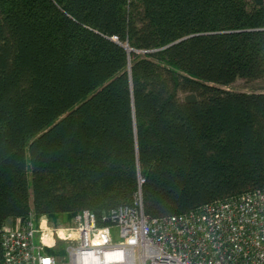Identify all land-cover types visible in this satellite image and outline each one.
I'll use <instances>...</instances> for the list:
<instances>
[{
  "label": "trees",
  "instance_id": "1",
  "mask_svg": "<svg viewBox=\"0 0 264 264\" xmlns=\"http://www.w3.org/2000/svg\"><path fill=\"white\" fill-rule=\"evenodd\" d=\"M238 79L264 80V0H0V229L264 190Z\"/></svg>",
  "mask_w": 264,
  "mask_h": 264
},
{
  "label": "built area",
  "instance_id": "2",
  "mask_svg": "<svg viewBox=\"0 0 264 264\" xmlns=\"http://www.w3.org/2000/svg\"><path fill=\"white\" fill-rule=\"evenodd\" d=\"M28 218L0 229V264H264V190L163 218L145 215L141 195L65 229ZM56 243L63 256L47 252Z\"/></svg>",
  "mask_w": 264,
  "mask_h": 264
},
{
  "label": "rangeland",
  "instance_id": "3",
  "mask_svg": "<svg viewBox=\"0 0 264 264\" xmlns=\"http://www.w3.org/2000/svg\"><path fill=\"white\" fill-rule=\"evenodd\" d=\"M138 54H141V52H138ZM218 88L223 91L234 93H264V80L249 81L245 79H238L230 86H218ZM29 218L34 220L35 225L39 223V219L36 217L34 212H31ZM50 223L52 224V227H57L60 229H65L72 226V220L68 222L66 218H61L60 220H57L55 222L50 221ZM66 247V244L56 243L52 247H47V251L54 250L56 251L57 255L63 256L65 254Z\"/></svg>",
  "mask_w": 264,
  "mask_h": 264
},
{
  "label": "water",
  "instance_id": "4",
  "mask_svg": "<svg viewBox=\"0 0 264 264\" xmlns=\"http://www.w3.org/2000/svg\"><path fill=\"white\" fill-rule=\"evenodd\" d=\"M191 37H194V36H191ZM191 37L184 38V39H182V40L176 42L175 44H177V43H179V42H182V41H184V40H187V39H189V38H191ZM173 45H174V44H173ZM125 48H126L129 52L138 53L137 51H135V50H133V49H129L127 46H125Z\"/></svg>",
  "mask_w": 264,
  "mask_h": 264
},
{
  "label": "crops",
  "instance_id": "5",
  "mask_svg": "<svg viewBox=\"0 0 264 264\" xmlns=\"http://www.w3.org/2000/svg\"><path fill=\"white\" fill-rule=\"evenodd\" d=\"M51 224V223H50ZM52 225V224H51Z\"/></svg>",
  "mask_w": 264,
  "mask_h": 264
}]
</instances>
